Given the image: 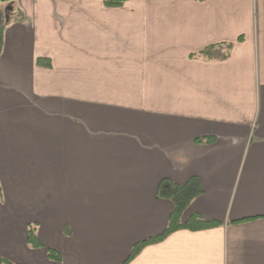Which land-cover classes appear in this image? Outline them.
<instances>
[{
	"label": "crops",
	"instance_id": "obj_1",
	"mask_svg": "<svg viewBox=\"0 0 264 264\" xmlns=\"http://www.w3.org/2000/svg\"><path fill=\"white\" fill-rule=\"evenodd\" d=\"M107 1L0 4V261L121 264L198 176L183 221L221 225L129 264H264V0Z\"/></svg>",
	"mask_w": 264,
	"mask_h": 264
},
{
	"label": "trees",
	"instance_id": "obj_2",
	"mask_svg": "<svg viewBox=\"0 0 264 264\" xmlns=\"http://www.w3.org/2000/svg\"><path fill=\"white\" fill-rule=\"evenodd\" d=\"M123 0H111L107 1L108 6L120 5ZM12 13H10L11 15ZM12 21V18L11 20ZM3 42V31H0V45ZM232 43H217L211 44L202 49L197 55L209 60H225L229 57ZM38 63L40 65L50 67L51 63L48 59L39 58ZM214 139L212 137L198 138L196 142L199 143H211ZM158 196L160 198L168 199L173 203V211L170 214L169 223L167 228L160 234L150 237L146 240L136 243L127 259L121 264H129L132 262L143 249L149 245L162 242L172 233L179 230H203L218 227L220 222L214 220H207L198 213L192 214L187 220L183 221V214L190 206V204L203 193V185L201 178L198 176L191 177L186 183L178 184L169 179H163L158 187ZM29 242L32 246L38 247L41 245L40 241L35 235L34 228L30 229ZM49 259L53 264H62L61 255L54 249L49 250ZM0 264H4L0 261Z\"/></svg>",
	"mask_w": 264,
	"mask_h": 264
},
{
	"label": "rangeland",
	"instance_id": "obj_3",
	"mask_svg": "<svg viewBox=\"0 0 264 264\" xmlns=\"http://www.w3.org/2000/svg\"><path fill=\"white\" fill-rule=\"evenodd\" d=\"M15 1V0H14ZM12 2V1H11ZM11 2H4V1H2V0H0V4L2 5V7L5 9V11L7 10V7H9V6H12L11 5ZM85 3H86V0H85ZM90 3V2H89ZM15 5V4H14ZM125 39H127V36L125 35V34H123L122 36H121V41H122V46L123 47H125Z\"/></svg>",
	"mask_w": 264,
	"mask_h": 264
},
{
	"label": "water",
	"instance_id": "obj_4",
	"mask_svg": "<svg viewBox=\"0 0 264 264\" xmlns=\"http://www.w3.org/2000/svg\"><path fill=\"white\" fill-rule=\"evenodd\" d=\"M2 1H4V2H6V1H7V2H11V1H12V2H13V0H2ZM8 9H9L10 11H12V10H13V7H12V6H9ZM7 20H9V18H7Z\"/></svg>",
	"mask_w": 264,
	"mask_h": 264
}]
</instances>
